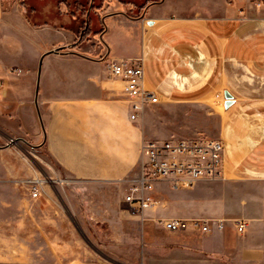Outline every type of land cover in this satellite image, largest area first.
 <instances>
[{"label": "crops", "instance_id": "1", "mask_svg": "<svg viewBox=\"0 0 264 264\" xmlns=\"http://www.w3.org/2000/svg\"><path fill=\"white\" fill-rule=\"evenodd\" d=\"M93 5L101 26L86 37L68 0L60 8L73 14L70 27L34 24L14 10L0 15V131L26 138L65 181L103 189L121 183L125 191L140 173L144 141L209 133L224 144L222 176L185 190L158 182L157 205L143 222L120 210L121 222L136 219L142 230L140 255L120 261L264 264V0L148 1L135 15L137 6L121 0ZM102 57L143 58L161 103L133 122L123 85L108 76ZM225 92L233 97L228 109ZM4 143L0 137V179L13 162ZM171 218L225 228L169 232L158 220ZM239 220L247 223L242 234ZM44 241L70 264L68 242L48 234Z\"/></svg>", "mask_w": 264, "mask_h": 264}, {"label": "rangeland", "instance_id": "2", "mask_svg": "<svg viewBox=\"0 0 264 264\" xmlns=\"http://www.w3.org/2000/svg\"><path fill=\"white\" fill-rule=\"evenodd\" d=\"M60 1L63 0H0V15L14 10L36 23L70 27L73 14H63ZM68 1L73 4L72 13L80 16L82 29L86 26V13L92 0ZM34 5L36 11L32 9ZM256 5L260 6V2ZM132 8L130 12L134 15L143 9ZM91 13L96 28H90V36L101 26L95 11ZM217 127L218 119H214L213 133ZM198 135L209 136V133ZM11 152L10 173L0 179V264H62L54 255L59 247L48 246L45 234L53 241L69 243L70 264H125L120 259H135L140 255V223L136 219L127 223L120 219V210L131 215L123 201L125 190L121 183L103 189L65 181L63 186L57 185L50 191V197L34 200L26 187L19 184V180L30 176L31 171L16 153ZM51 175L55 178L53 173ZM37 225L41 230H37ZM66 263L64 260L63 264Z\"/></svg>", "mask_w": 264, "mask_h": 264}, {"label": "built area", "instance_id": "3", "mask_svg": "<svg viewBox=\"0 0 264 264\" xmlns=\"http://www.w3.org/2000/svg\"><path fill=\"white\" fill-rule=\"evenodd\" d=\"M1 32V25H0ZM111 79L118 80L130 100V119L138 122L144 111L162 101L161 95L147 83L143 58H101ZM3 84L0 82V88ZM5 147L16 153L29 167L30 176L19 180L34 200L50 197L57 185L63 186L53 166L47 162L35 146L26 138L16 137L0 131ZM224 144L220 139L197 136L191 139L147 140L142 145L140 173L127 181L123 201L128 212L140 221L154 209L157 201L152 195L158 182L167 183L172 190L193 188L201 181H213L222 176ZM55 175V178L51 174ZM159 225L169 232H200L210 234L214 225L224 230L223 221L207 219L171 218L158 220ZM235 229L242 234L247 226L243 220L236 221Z\"/></svg>", "mask_w": 264, "mask_h": 264}, {"label": "water", "instance_id": "4", "mask_svg": "<svg viewBox=\"0 0 264 264\" xmlns=\"http://www.w3.org/2000/svg\"><path fill=\"white\" fill-rule=\"evenodd\" d=\"M121 1L132 3V4H134V5H136L137 7L140 8V7H143L148 1H151V0H121ZM93 4H94V0L91 1V8L86 13L85 30L88 29V28L89 29L91 28L90 27V22L93 19L92 13H91L93 8H94ZM32 9H35V11L37 10L35 5L32 7ZM31 22H33L34 24L36 23V22H34L32 20H31ZM81 36H83V32H82ZM224 98H225L224 106H225L226 109H228L231 105H233V97H232V95L229 92H225L224 93Z\"/></svg>", "mask_w": 264, "mask_h": 264}, {"label": "trees", "instance_id": "5", "mask_svg": "<svg viewBox=\"0 0 264 264\" xmlns=\"http://www.w3.org/2000/svg\"><path fill=\"white\" fill-rule=\"evenodd\" d=\"M82 32H83V37H86V36L89 35L90 29L88 28V29L85 30V26H84V27L82 28Z\"/></svg>", "mask_w": 264, "mask_h": 264}]
</instances>
